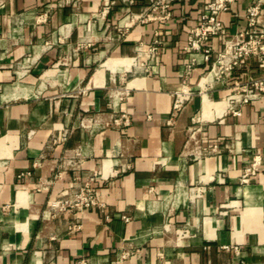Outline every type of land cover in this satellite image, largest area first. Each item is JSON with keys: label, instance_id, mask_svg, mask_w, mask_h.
Here are the masks:
<instances>
[{"label": "crops", "instance_id": "1", "mask_svg": "<svg viewBox=\"0 0 264 264\" xmlns=\"http://www.w3.org/2000/svg\"><path fill=\"white\" fill-rule=\"evenodd\" d=\"M152 1H0V264H264V93L239 115L229 100L264 67L250 57L224 83L204 79L252 0L197 52L188 37L210 0L134 17ZM156 31L148 73L134 57ZM183 82L194 95L169 124ZM87 182L105 209H51Z\"/></svg>", "mask_w": 264, "mask_h": 264}, {"label": "built area", "instance_id": "2", "mask_svg": "<svg viewBox=\"0 0 264 264\" xmlns=\"http://www.w3.org/2000/svg\"><path fill=\"white\" fill-rule=\"evenodd\" d=\"M1 1V0H0ZM178 0H153L149 10L145 14H135L134 17L146 21L155 18L161 20L168 19L171 16L170 6L172 2ZM240 0H210L201 9L200 22L190 29L188 37V46L186 49L191 52L200 51L204 44H206L211 37L216 35H224L226 28L223 24L220 14L230 8L231 4ZM264 0H252L247 7V27L241 31L235 38L237 43L232 45L231 53L226 52L228 43L223 52L218 53L213 63L211 70L217 65L219 67V73L215 76V81L224 83L235 67L245 64L246 59L255 57L260 67H264V25L260 24V17L262 14V7ZM162 11L161 15H156V11ZM162 40L160 39V33L156 31L155 37L152 43L148 46H141L136 52L134 57V67L140 68L145 72H152L153 67L160 62V47ZM211 53L210 48H207L204 52L206 59L209 58ZM196 61L192 59V63H188L187 67ZM224 74V75H223ZM264 93V74L251 78L245 83H241L240 80L234 82V90L229 95L230 109L233 114L239 115L241 113L239 104H246L259 95ZM174 99L172 104V111L169 124H173L174 120L179 116L182 109L187 102L194 95V89L183 82V84L174 91ZM121 118L115 119V124L125 123L120 121ZM126 120V119H124ZM261 171V157L255 156L253 162L248 165L241 175V180L244 182L257 176ZM49 206L54 211H83L90 208H102L105 209L104 203L99 199L98 192L91 186L89 182L85 183L77 190L69 195L61 196L49 201ZM125 220H129L127 215L122 216ZM126 256V255H124Z\"/></svg>", "mask_w": 264, "mask_h": 264}, {"label": "bare ground", "instance_id": "3", "mask_svg": "<svg viewBox=\"0 0 264 264\" xmlns=\"http://www.w3.org/2000/svg\"><path fill=\"white\" fill-rule=\"evenodd\" d=\"M237 43V39L235 38L234 40H232L229 45L227 46L226 52L228 54L231 53V48L233 44ZM219 73V67L216 65L215 68L213 70H210L206 75H205V81H207L208 83H213L215 80V76Z\"/></svg>", "mask_w": 264, "mask_h": 264}, {"label": "rangeland", "instance_id": "4", "mask_svg": "<svg viewBox=\"0 0 264 264\" xmlns=\"http://www.w3.org/2000/svg\"><path fill=\"white\" fill-rule=\"evenodd\" d=\"M210 70H211V69H210ZM223 75H224V74H223ZM221 80H222V79H221ZM221 80H220V81H221Z\"/></svg>", "mask_w": 264, "mask_h": 264}]
</instances>
